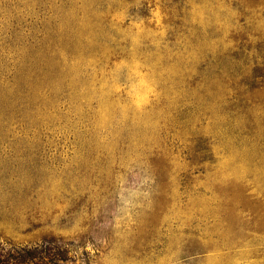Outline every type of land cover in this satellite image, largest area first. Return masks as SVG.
Segmentation results:
<instances>
[{
    "label": "rangeland",
    "instance_id": "rangeland-1",
    "mask_svg": "<svg viewBox=\"0 0 264 264\" xmlns=\"http://www.w3.org/2000/svg\"><path fill=\"white\" fill-rule=\"evenodd\" d=\"M0 244L264 264V0H0Z\"/></svg>",
    "mask_w": 264,
    "mask_h": 264
},
{
    "label": "trees",
    "instance_id": "trees-1",
    "mask_svg": "<svg viewBox=\"0 0 264 264\" xmlns=\"http://www.w3.org/2000/svg\"><path fill=\"white\" fill-rule=\"evenodd\" d=\"M66 258L65 250L0 244V264H59Z\"/></svg>",
    "mask_w": 264,
    "mask_h": 264
}]
</instances>
